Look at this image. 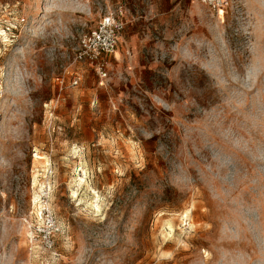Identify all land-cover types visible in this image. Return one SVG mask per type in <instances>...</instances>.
Instances as JSON below:
<instances>
[{
	"label": "rangeland",
	"instance_id": "374dc122",
	"mask_svg": "<svg viewBox=\"0 0 264 264\" xmlns=\"http://www.w3.org/2000/svg\"><path fill=\"white\" fill-rule=\"evenodd\" d=\"M0 32V264H264V0H0Z\"/></svg>",
	"mask_w": 264,
	"mask_h": 264
},
{
	"label": "built area",
	"instance_id": "2783aa9c",
	"mask_svg": "<svg viewBox=\"0 0 264 264\" xmlns=\"http://www.w3.org/2000/svg\"><path fill=\"white\" fill-rule=\"evenodd\" d=\"M199 1L221 15L228 6V0ZM123 27L122 20L113 14H105L100 17L95 26L81 38L76 59L90 63L100 79H104L107 75V57L115 53Z\"/></svg>",
	"mask_w": 264,
	"mask_h": 264
},
{
	"label": "bare ground",
	"instance_id": "6f19581e",
	"mask_svg": "<svg viewBox=\"0 0 264 264\" xmlns=\"http://www.w3.org/2000/svg\"><path fill=\"white\" fill-rule=\"evenodd\" d=\"M0 33L4 34L3 32H0ZM3 36L5 37V35H3ZM37 158H40V157L37 156ZM168 227L171 229V226L170 225Z\"/></svg>",
	"mask_w": 264,
	"mask_h": 264
}]
</instances>
